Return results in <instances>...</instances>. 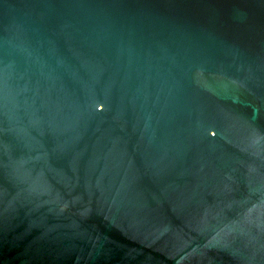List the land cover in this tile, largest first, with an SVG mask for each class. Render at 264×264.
Returning a JSON list of instances; mask_svg holds the SVG:
<instances>
[{
  "label": "water",
  "instance_id": "obj_1",
  "mask_svg": "<svg viewBox=\"0 0 264 264\" xmlns=\"http://www.w3.org/2000/svg\"><path fill=\"white\" fill-rule=\"evenodd\" d=\"M0 264H264V0H0Z\"/></svg>",
  "mask_w": 264,
  "mask_h": 264
}]
</instances>
